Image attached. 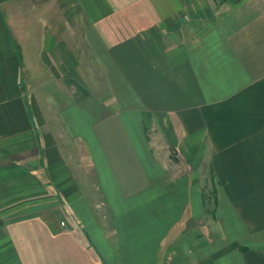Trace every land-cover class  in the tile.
<instances>
[{"label": "crops", "instance_id": "obj_1", "mask_svg": "<svg viewBox=\"0 0 264 264\" xmlns=\"http://www.w3.org/2000/svg\"><path fill=\"white\" fill-rule=\"evenodd\" d=\"M0 264H264V0H0Z\"/></svg>", "mask_w": 264, "mask_h": 264}, {"label": "rangeland", "instance_id": "obj_2", "mask_svg": "<svg viewBox=\"0 0 264 264\" xmlns=\"http://www.w3.org/2000/svg\"><path fill=\"white\" fill-rule=\"evenodd\" d=\"M78 57L80 59V54L78 55ZM81 60H82V56H81ZM82 63H84V59L82 60ZM86 68L87 67H82V70H83L85 77H87V79L90 80L91 77L87 72L88 69H86ZM35 85H36V87L31 86V88L33 89V91H35L36 94L40 95V98L37 96V98H38L37 100H39V103H40V104H37V106L39 107V110H40L38 115L40 116V119L42 121H44L45 119L47 121H50L51 119H53L55 117L54 116V112L56 111L55 108L58 107V105H59V102H60L59 97H60V94L62 91H60L58 85L54 84V83H51V84H49V83H46V84L36 83ZM39 89H40V91H39ZM41 110H43V111H41ZM159 134H160L159 130L154 131V136H156V137H153V140H155V145L158 144L160 146V147L155 146V148H157V150L160 149L161 153L165 154V155L166 154L167 155L174 154L173 149L171 147L167 146L165 138L162 136L159 137ZM168 166H169V169L171 171H175L176 175L182 174L184 172V171H178L177 170V166H178L177 163H175V164L169 163ZM209 174H211L210 167L207 165L206 169H205V175L203 176V174H202L198 180L196 178V183L198 181L199 184H195V185H199V187H201L202 190H203V187L205 188L204 190L206 192L201 193V194H202V201L205 204V209L206 208L208 209L209 215H207V218L211 217V215L214 214L216 203H217V201H215V199L217 200V196L214 193L215 192V180L213 179V177L209 178ZM204 177H206V178H204ZM199 230H200V228L199 229L197 228V231H199ZM199 233H201V231H199ZM197 234L198 233H192L191 232V233H189V235H186V236L176 235L175 241L172 242L170 247H169L170 251H175L176 253L178 251H187L189 246H191L194 237H196ZM216 234H217L216 231H212V233H211L212 237L215 236Z\"/></svg>", "mask_w": 264, "mask_h": 264}, {"label": "built area", "instance_id": "obj_3", "mask_svg": "<svg viewBox=\"0 0 264 264\" xmlns=\"http://www.w3.org/2000/svg\"><path fill=\"white\" fill-rule=\"evenodd\" d=\"M62 225H65V223H64V222H62Z\"/></svg>", "mask_w": 264, "mask_h": 264}, {"label": "trees", "instance_id": "obj_4", "mask_svg": "<svg viewBox=\"0 0 264 264\" xmlns=\"http://www.w3.org/2000/svg\"><path fill=\"white\" fill-rule=\"evenodd\" d=\"M215 192H216V189H215ZM215 192H214V193H215ZM215 195H216V194H215ZM215 201H217V200L215 199Z\"/></svg>", "mask_w": 264, "mask_h": 264}]
</instances>
